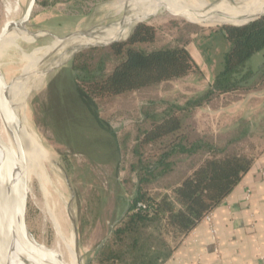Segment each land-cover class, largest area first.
Wrapping results in <instances>:
<instances>
[{
    "label": "rangeland",
    "instance_id": "374dc122",
    "mask_svg": "<svg viewBox=\"0 0 264 264\" xmlns=\"http://www.w3.org/2000/svg\"><path fill=\"white\" fill-rule=\"evenodd\" d=\"M27 1L0 0V30L6 22L22 17ZM118 1L38 0L27 24L28 32L36 34L37 39L20 38L0 50V72L9 90L12 85L17 88L16 99L26 123L45 155L38 158V171L28 177V232L36 242L53 249L56 241L49 218L53 214L57 220H65L75 235L81 264H101L99 252L110 244L108 240L127 212L133 191L122 180L129 165L136 161L130 154L136 129H149L170 109L182 118L183 135L190 141H201L198 152L173 156L169 172L140 186L151 197L169 193L171 187L209 157L210 148L253 157L264 150V78L253 89L212 96L200 107L177 110L203 94L221 71L223 56L229 49L221 28L231 24L206 26L169 6L152 9L140 20L149 18L142 23L156 28L157 39L138 48L149 51L183 45L197 70L137 91L96 99L91 104L76 94L69 82L70 63L77 53L90 48L73 56L66 53L67 59L58 64L61 45H53L72 33L104 28L103 34L119 26L117 23L127 12L116 7ZM239 1L243 0H205L217 7L223 2ZM7 3L16 8L9 19L5 17ZM134 27L135 24L130 25L126 36ZM97 37L103 39L102 35ZM99 43L100 40L91 44ZM51 48L45 57L39 56L40 51ZM101 55L106 58L104 74H108L117 59L107 50L85 54L82 59L95 66ZM263 62L264 49L252 55L246 65L256 71ZM161 147L142 148L143 164L154 161ZM130 179L135 185L136 178ZM113 242L109 248L114 253L112 260L102 264H131L133 250L129 240Z\"/></svg>",
    "mask_w": 264,
    "mask_h": 264
},
{
    "label": "trees",
    "instance_id": "16d2710c",
    "mask_svg": "<svg viewBox=\"0 0 264 264\" xmlns=\"http://www.w3.org/2000/svg\"><path fill=\"white\" fill-rule=\"evenodd\" d=\"M221 29L229 45L221 71L203 94L188 100L184 107H177L178 111L200 107L212 96L253 89L264 78V62L256 71L246 65L252 55L264 49V16L242 26L226 25ZM156 39L155 27L139 23L124 41L77 53L69 72V82L76 94L91 104L96 99L137 91L197 70L195 61L183 45L149 51L138 48L142 44H152ZM105 50L117 59L108 74H104L106 58L103 55L95 66L82 59L85 54ZM182 128V118L169 109L149 129H136L135 145L129 146L136 161L129 165L122 180L133 193L124 218L108 240L110 244L99 252L101 264L112 260L111 242L121 244L125 240H129L133 250L131 264H163L174 247L204 215L220 205L250 170L255 157L210 148L207 151L209 157L171 187L169 193L155 197L143 193L142 184L169 172L173 156L190 155L200 150V139L190 141L183 135ZM154 145L162 146L161 153L154 161L143 164L141 149ZM133 176L137 180L135 185L130 179ZM147 230L151 233L147 234Z\"/></svg>",
    "mask_w": 264,
    "mask_h": 264
},
{
    "label": "bare ground",
    "instance_id": "6f19581e",
    "mask_svg": "<svg viewBox=\"0 0 264 264\" xmlns=\"http://www.w3.org/2000/svg\"><path fill=\"white\" fill-rule=\"evenodd\" d=\"M163 6H169L171 8H174L186 17H189L194 20L197 24L206 26L220 24L243 25L250 18L264 13V0H243L235 3L223 2V4L218 7L207 4L205 0H120L117 2L116 7L118 9L124 10L125 13L127 12L126 15H124L125 19L123 27L117 26L115 28H109L103 34H95V32L91 31V33H94L93 35H78V37L73 38V40L69 42H56L53 45V48H55L57 45H61V52L58 54L57 57L58 60L64 61L67 59L69 55L67 56L65 51H67L69 47H84L85 45L97 42L98 40L104 42L110 39H114L115 37L124 39L129 29L127 27L129 23L135 20H140L146 12L152 9H160ZM15 10V7H12L9 3H7L5 6L6 19L12 17L15 13ZM26 32L27 31L21 26L14 25L13 27H11L0 43V50L10 47L15 43L16 40L20 38L31 39V36ZM98 35H102L103 39L97 37ZM92 45L96 44H91V46ZM53 48L40 51L41 54L39 56L45 57L47 53ZM37 53H39V51ZM16 95L17 88L15 87V85H12L10 90L9 87L7 88V96L9 103L19 119L18 133L26 161L28 181L29 175L32 172L34 174L36 171H38L36 170L38 165V158L40 156L45 155L44 150L42 149L41 144L39 143V140L33 135L31 129L26 123L24 111L21 108V105L19 104L18 100L16 99ZM0 139L12 150L14 156L17 157L18 154L12 139V135L1 116ZM3 160L4 153L2 148L0 147V167H2ZM18 177L19 171L17 170L14 174V180H16ZM1 197L2 176L0 173V201ZM57 214L59 215V211ZM49 219H51L53 225L56 246L53 249H48L56 253L58 258L64 264H81L76 250L75 235L72 230H68V222H66L65 220H57V218H55L53 214H51V218ZM36 253L34 250L25 249L17 240H14L10 249L8 264H53L41 258Z\"/></svg>",
    "mask_w": 264,
    "mask_h": 264
},
{
    "label": "crops",
    "instance_id": "0c3cea01",
    "mask_svg": "<svg viewBox=\"0 0 264 264\" xmlns=\"http://www.w3.org/2000/svg\"><path fill=\"white\" fill-rule=\"evenodd\" d=\"M211 215L214 237L201 220L163 264H264V150Z\"/></svg>",
    "mask_w": 264,
    "mask_h": 264
},
{
    "label": "water",
    "instance_id": "95a60500",
    "mask_svg": "<svg viewBox=\"0 0 264 264\" xmlns=\"http://www.w3.org/2000/svg\"><path fill=\"white\" fill-rule=\"evenodd\" d=\"M35 5H36V0H28L22 17L17 21L6 22L3 25V27L0 30V43L4 38V36L10 30V28L13 27L14 25L21 26L28 32L27 24L31 19ZM262 16H264V13L250 18L243 25L252 22ZM124 19L125 16H123L122 20L117 23L119 24L120 27H123ZM144 20L132 21L131 23L128 24L127 27L129 28L130 25L132 24H135L136 26L139 23H142ZM234 26H242V25H234ZM103 29L104 28H100L98 31L95 32V34L102 33ZM28 33L31 35L33 39H37L36 34L30 32ZM93 34L94 33L91 32H76L64 38H59V39L62 42H68L69 40L77 37L78 35L90 36ZM128 36L129 35H127L122 40H126ZM120 41L121 38L115 37L114 39H110L92 46L71 47L65 52L70 53V55L73 56L82 49L99 47V46L100 47L108 46ZM58 64H60V60H58ZM44 73L47 74L48 71H45ZM7 88H8V83L5 77L0 72V116L2 117L4 123L6 124L12 135V139L18 154V156L15 157L12 150L6 144H4L0 139V147L2 148L4 153V160L2 162V167H0V171H1L0 173L2 176V197L0 201V264H8L10 249L14 240H17L25 249L34 250L35 253L37 252L36 254L39 255L41 258L53 264H64L58 258L56 253L49 250L44 245L36 242L28 232L26 226V208H27V200H28V181H27L26 161L18 133L19 119L9 103L7 96ZM17 170L19 171V177L16 180H14V174Z\"/></svg>",
    "mask_w": 264,
    "mask_h": 264
},
{
    "label": "built area",
    "instance_id": "2783aa9c",
    "mask_svg": "<svg viewBox=\"0 0 264 264\" xmlns=\"http://www.w3.org/2000/svg\"><path fill=\"white\" fill-rule=\"evenodd\" d=\"M202 221L208 223V225H209V231H210L211 235L214 237V235H215V229H214L213 222H212L211 212L210 213H207L206 215H204V217L202 218Z\"/></svg>",
    "mask_w": 264,
    "mask_h": 264
}]
</instances>
